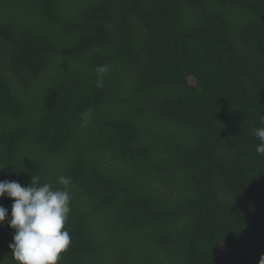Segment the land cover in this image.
Here are the masks:
<instances>
[{
    "label": "trees",
    "instance_id": "obj_1",
    "mask_svg": "<svg viewBox=\"0 0 264 264\" xmlns=\"http://www.w3.org/2000/svg\"><path fill=\"white\" fill-rule=\"evenodd\" d=\"M261 116L264 0H0V181L70 178L58 264H258Z\"/></svg>",
    "mask_w": 264,
    "mask_h": 264
},
{
    "label": "clouds",
    "instance_id": "obj_2",
    "mask_svg": "<svg viewBox=\"0 0 264 264\" xmlns=\"http://www.w3.org/2000/svg\"><path fill=\"white\" fill-rule=\"evenodd\" d=\"M97 74L96 87L104 86L103 77L108 73L107 65L94 69ZM92 109L82 113L83 126H87ZM264 125V116L260 118ZM253 135L260 140L256 151L264 155V127L254 130ZM58 182L62 188L52 189L49 183L40 184L39 178L32 176L28 186L17 181H0V197L14 202L11 205L8 227L14 229L12 242L8 245L16 264H58L61 254L71 244L69 232L65 229L70 209L71 180L61 175ZM8 216V209L0 206V224ZM258 264H264L261 254Z\"/></svg>",
    "mask_w": 264,
    "mask_h": 264
},
{
    "label": "rangeland",
    "instance_id": "obj_3",
    "mask_svg": "<svg viewBox=\"0 0 264 264\" xmlns=\"http://www.w3.org/2000/svg\"><path fill=\"white\" fill-rule=\"evenodd\" d=\"M190 82H191V81H190ZM216 254H217V257H218L219 259L223 258V257L225 256V254H226V250H225V248H224V247H219V248L217 249V251H216Z\"/></svg>",
    "mask_w": 264,
    "mask_h": 264
}]
</instances>
